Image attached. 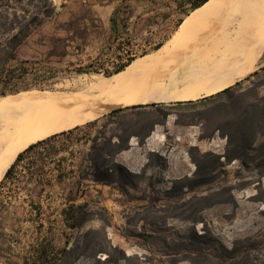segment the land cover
<instances>
[{
  "label": "rangeland",
  "instance_id": "1",
  "mask_svg": "<svg viewBox=\"0 0 264 264\" xmlns=\"http://www.w3.org/2000/svg\"><path fill=\"white\" fill-rule=\"evenodd\" d=\"M52 1L56 14L35 29L18 48L17 60L9 62L7 68L15 69V76L19 79L15 83H1L0 96L31 90L68 91L85 75L96 73L107 76L106 73L114 72L131 58L135 60L152 54L165 45L169 46L173 55L191 37H183V33L197 15L192 11L185 16L184 11L188 7L180 6V1L175 0ZM181 18L185 23L177 26ZM226 22L222 24L226 25ZM5 38L0 37V40ZM161 43L163 45L156 49ZM262 79H243L237 91L260 83L259 92L263 96ZM224 99L226 97L195 103H156L161 105L139 109L117 107L104 116L78 125L80 129L76 133L60 137L54 142L55 149L63 154L70 148L76 152L83 151L76 157L87 159L85 172L91 174L94 169L88 159L95 152L86 150V144L92 138H97V146L113 137L122 144L132 139L134 134L141 139L155 123L163 125L162 130H167L160 147L143 148L129 158L132 172L147 174V180L140 183L138 190L129 189L128 194H123L107 186L96 187L92 177L86 175L83 184L87 193L78 203L90 202L92 219L78 229L66 227L61 215L67 193L71 189L77 190L75 180L53 181L51 185L42 186L35 179L27 182V171L26 177L21 176L20 181L5 184L0 193V264H44L37 258V252L42 247L51 255L50 264H54L53 260L60 256L63 249L69 248L73 253L65 256L60 264L74 258H77L75 264H99L97 259L103 261L107 257L106 253L99 252L110 251L111 244L132 257L130 261H120V264H176L170 256L164 255L170 249L164 245L163 238L168 242L180 241L191 229L192 224L185 220L190 212L179 215L182 210L175 207L181 203L180 200H189L193 193L185 194L184 191V194L171 200L166 191L174 180L192 176L195 172L193 147L201 153H225L227 140L215 132L230 111H221L215 106ZM118 109L123 110L109 116ZM166 112L171 114L165 119ZM89 144L87 149L93 145L91 141ZM106 152H110V148ZM43 158L41 163L37 156H33L21 166L28 167L34 160L39 167L45 164L49 171L54 169L53 162L60 157L53 156L54 161L47 156ZM70 158L63 163L65 169L73 164ZM79 160L74 158L75 162ZM36 170L37 167L32 171ZM216 174L215 182L197 188L194 193L211 196L217 188L231 189L228 191L234 201L203 210L201 216L206 227L227 246L237 239L262 232L264 177L243 168L238 160L218 169ZM150 179L154 183L152 187H148ZM41 189H45V193L41 198L36 197L34 191ZM230 194L214 200H226ZM150 197L157 198L154 208H150ZM257 197H262V201H257ZM33 201L41 202L43 206L40 219L34 215ZM195 227L199 233L205 232L203 223H197ZM94 230L99 232L93 233ZM132 234H140V237ZM149 234L162 240L148 238ZM177 264L186 263L180 261Z\"/></svg>",
  "mask_w": 264,
  "mask_h": 264
},
{
  "label": "trees",
  "instance_id": "2",
  "mask_svg": "<svg viewBox=\"0 0 264 264\" xmlns=\"http://www.w3.org/2000/svg\"><path fill=\"white\" fill-rule=\"evenodd\" d=\"M180 1V6L188 7L184 11L185 16L192 11L199 12L203 6L210 0H175ZM56 14V7L52 0H0V37H6L5 40H0V85L1 83H15L19 78L15 76V69L7 68L11 61L17 60L18 48L30 37L32 32L38 27L42 26L46 21L50 20ZM113 29L115 30V20ZM185 20L181 18L177 26L184 25ZM163 44H159L156 49ZM133 59L131 58L127 63L121 65L114 72L106 73L107 76L116 74L127 67ZM30 62V61H29ZM27 63V62H24ZM262 77L264 81V67L253 72L244 80L251 78ZM242 81L235 85L206 98L197 100L198 102L216 100L226 97L215 106L221 111L229 110L225 114L226 118L215 129L222 137L227 140L226 151L223 155L214 154L212 152L201 153L197 147H193L192 156L196 163V170L192 176H184L172 182V186L166 191L168 197L172 200L180 194L193 193L189 200L182 199L180 204L175 209H181L179 215H185V220H188L192 227L187 232L186 236L180 241L168 242L163 238L164 245L170 251L164 255L172 258L176 264L184 261L186 264H264V230L252 236L237 239L231 246L225 245L220 238H218L211 230L206 227L201 212L206 208L213 207L217 204L229 203L234 201V197L230 194L231 189L217 188L211 196L201 193H194L197 188L209 185L217 180L218 169L224 168L226 165L238 160L242 167L247 170H253L259 177H264V95H260V83H253L251 87L244 91H237ZM3 95L4 93L1 92ZM190 101L189 103H195ZM161 104L137 105L132 108L139 109L149 106H157ZM170 107V106H165ZM123 109H118L109 114L121 112ZM171 112H166L165 119ZM91 124V123H89ZM88 124V125H89ZM155 123L149 131L140 139V144H144V140L151 134ZM80 126L65 131L49 138L41 140L29 146L25 151L18 154L17 159L6 172L3 180L0 182V193L5 184L11 182H18L21 176L26 177L29 171L28 181L36 180L38 185H51L53 181L62 183L64 180H75L78 185L77 190H69L65 200L66 205L62 209L61 215L63 222L69 229H78L87 221L92 219L90 212V202L86 201L78 203V200L84 198L87 193L83 181L87 176L92 177V182L96 187L107 186L118 190L120 193L128 194L129 189L138 190L140 183H143L146 178V172L135 173L132 172L125 165L116 161V156L121 152L129 149V140H125L122 144L113 137L97 146V138L90 140L93 145L89 149L94 151L95 155L89 158L91 168L94 173L89 174L85 172L84 163L86 158L81 161L78 170L73 168L65 169L63 163L66 159L61 157L56 163L54 169L46 170V165L38 166L33 160L30 166L23 167L21 164L37 156L39 162H43L45 156L50 157L54 161L53 156L58 155L60 150L55 149L54 142L60 137L68 136L76 133ZM110 148V152L106 149ZM160 157V156H159ZM45 163V162H44ZM37 167L36 171H32ZM56 171V174L54 173ZM259 182V181H258ZM153 181L150 179L148 187L153 186ZM244 187V186H243ZM36 197H42L45 189L34 191ZM230 194L226 200H217L220 196ZM262 197H257V201H262ZM148 202L151 204L150 208H154L157 203V198L150 197ZM33 212L37 219L43 216V206L41 202H32ZM203 205V206H202ZM261 215L264 217V210ZM177 217V216H172ZM203 223L204 233H199L196 230L195 224ZM98 233V230L92 231ZM88 234V233H87ZM132 236L140 237V234H132ZM148 238L161 239L149 234ZM110 251H100L99 253H106L107 257L102 261L97 259L99 264H120V261H130L131 256H127L125 250L118 246L109 247ZM73 253L72 248L63 249L58 258H55L54 264L63 262V258ZM38 260L44 264H50L52 258L45 247H42L37 252ZM138 260V257L136 258ZM77 258L71 259L64 264H75ZM173 263V262H172Z\"/></svg>",
  "mask_w": 264,
  "mask_h": 264
},
{
  "label": "bare ground",
  "instance_id": "3",
  "mask_svg": "<svg viewBox=\"0 0 264 264\" xmlns=\"http://www.w3.org/2000/svg\"><path fill=\"white\" fill-rule=\"evenodd\" d=\"M184 36L173 55L165 45L111 76L85 75L68 91L0 96V182L32 144L114 108L197 101L247 78L264 63V0H210Z\"/></svg>",
  "mask_w": 264,
  "mask_h": 264
},
{
  "label": "crops",
  "instance_id": "4",
  "mask_svg": "<svg viewBox=\"0 0 264 264\" xmlns=\"http://www.w3.org/2000/svg\"><path fill=\"white\" fill-rule=\"evenodd\" d=\"M111 19H113V14H112ZM168 125L166 127H169ZM162 126L163 125L156 124L154 126L153 131L144 140V144H142V145L140 144L139 138L136 137V136H133V138L129 140V149L121 152L120 154H118L116 156V161L121 163V164H123V165H125L127 168L130 169L131 164L129 163L130 162L129 158L132 157L134 154L140 152L143 148L144 149L145 148L146 149H151L152 147H160L161 143L163 141V137L167 133L166 129L162 130ZM89 143H90V141L88 142V144H86V150H89V149H87V146L90 145ZM82 149H83V147H82ZM82 154H83V151L82 152L81 151L76 152V150H72V148H70L68 151L65 152V154L59 153L58 157H60V158L63 157L64 159L68 160V158L71 156L72 158H70L69 161L73 162V164L70 167L73 168L75 171H77L78 167L81 164L82 158L81 157L80 158L76 157V155L80 156ZM62 155H64V156H62ZM60 158H58V160ZM74 158H76L78 160L80 159V160L78 162L77 161L75 162ZM58 160L53 162L54 167H55L56 163L58 162ZM54 173H56V171H54ZM100 188H101V186H100Z\"/></svg>",
  "mask_w": 264,
  "mask_h": 264
}]
</instances>
